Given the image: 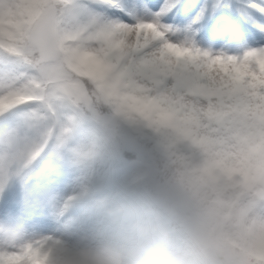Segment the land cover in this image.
Listing matches in <instances>:
<instances>
[{
  "label": "snow or ice",
  "instance_id": "6c2138e0",
  "mask_svg": "<svg viewBox=\"0 0 264 264\" xmlns=\"http://www.w3.org/2000/svg\"><path fill=\"white\" fill-rule=\"evenodd\" d=\"M69 102L147 123L264 204V0H0V190ZM34 251L0 244V264Z\"/></svg>",
  "mask_w": 264,
  "mask_h": 264
},
{
  "label": "clouds",
  "instance_id": "9594fccd",
  "mask_svg": "<svg viewBox=\"0 0 264 264\" xmlns=\"http://www.w3.org/2000/svg\"><path fill=\"white\" fill-rule=\"evenodd\" d=\"M149 169L158 180L153 200L94 199L118 225L111 238L72 230L29 237L18 219L0 223V244H31L37 264H250L249 250L264 241V204L243 201L199 156L169 148L152 157Z\"/></svg>",
  "mask_w": 264,
  "mask_h": 264
},
{
  "label": "rangeland",
  "instance_id": "374dc122",
  "mask_svg": "<svg viewBox=\"0 0 264 264\" xmlns=\"http://www.w3.org/2000/svg\"><path fill=\"white\" fill-rule=\"evenodd\" d=\"M112 109L109 123L88 119L80 105L70 102L59 110L56 121L50 122L55 124V137L47 148L0 190V223L21 219L27 235L36 238L60 237L68 230L111 238L118 225L95 207V198L128 204L154 199L157 187L149 169L150 154L143 149V156L126 159L112 125L136 143L153 137L160 153L169 147L156 129ZM42 134L43 129L30 135L39 141ZM175 236L177 245L182 246L181 235L177 232Z\"/></svg>",
  "mask_w": 264,
  "mask_h": 264
},
{
  "label": "trees",
  "instance_id": "16d2710c",
  "mask_svg": "<svg viewBox=\"0 0 264 264\" xmlns=\"http://www.w3.org/2000/svg\"><path fill=\"white\" fill-rule=\"evenodd\" d=\"M84 111V113L87 115L88 119L90 118H96L98 120H103L105 122L109 123V118L113 116L114 112L111 106L106 104H97L95 106H88L85 104L80 105ZM113 133L115 134V137L119 141V146L121 150V154L128 160H132L135 158H138L140 156H143L144 152L142 151L144 149L145 152H148L150 154V157H152L160 153L155 148V139L151 136L146 137L145 139H142L139 141V143H136L134 141L127 140L125 138L124 133L121 131L120 127H115L112 125ZM134 136L137 138V134L134 133ZM138 139V138H137ZM175 151L179 152H185L181 147L174 149ZM156 181L154 182L155 186L157 187L158 180H157V174L153 171ZM151 188H149L150 190ZM153 193H155V190H153Z\"/></svg>",
  "mask_w": 264,
  "mask_h": 264
},
{
  "label": "bare ground",
  "instance_id": "6f19581e",
  "mask_svg": "<svg viewBox=\"0 0 264 264\" xmlns=\"http://www.w3.org/2000/svg\"><path fill=\"white\" fill-rule=\"evenodd\" d=\"M62 170H63V171H66V169H62ZM45 218L48 219V218H50V217H46V216H45Z\"/></svg>",
  "mask_w": 264,
  "mask_h": 264
}]
</instances>
